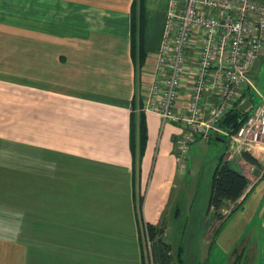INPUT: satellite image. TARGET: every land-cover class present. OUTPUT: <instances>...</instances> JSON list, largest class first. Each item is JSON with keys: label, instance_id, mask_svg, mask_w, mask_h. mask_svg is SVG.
Returning <instances> with one entry per match:
<instances>
[{"label": "crops", "instance_id": "0c3cea01", "mask_svg": "<svg viewBox=\"0 0 264 264\" xmlns=\"http://www.w3.org/2000/svg\"><path fill=\"white\" fill-rule=\"evenodd\" d=\"M144 1L147 56L138 67L130 32L135 0H0V84L19 87L27 102H36L39 161L54 153L73 164L62 173L58 160L48 163L39 176L47 185L72 174L76 196L72 203L56 193L53 201L39 199L48 214L36 231V264H144L140 199L144 220L165 228L171 257L183 256L168 241L182 192L176 157L183 127L141 109L169 0ZM140 118L147 127L142 153L134 149ZM227 150L231 166H251L254 174L243 159L229 161ZM262 154H252L263 168L259 180ZM249 181L245 194L257 183ZM28 258L23 243L0 239V264H28Z\"/></svg>", "mask_w": 264, "mask_h": 264}, {"label": "rangeland", "instance_id": "374dc122", "mask_svg": "<svg viewBox=\"0 0 264 264\" xmlns=\"http://www.w3.org/2000/svg\"><path fill=\"white\" fill-rule=\"evenodd\" d=\"M251 78L255 93L252 89L246 93L253 92L252 101L257 106L262 105L264 56L256 61ZM0 85V239L23 243L28 251V264H36V231L48 214L47 206L40 205L39 199L44 201L43 197H51L53 201L56 193L62 201L72 203L76 196L72 190L73 178L71 174L60 184L51 179L47 185L43 184L39 177L43 169L61 157L50 153V160L43 155L45 157L39 161L36 102H27L19 87L12 86L9 90L5 84ZM212 136L210 143L196 140L188 148L185 170L181 172L179 206L171 212L168 241L175 252L181 248L186 264H264V179L259 180L263 168L253 167V174L251 166L244 171L242 165H232L257 183H253L243 201L225 202L219 210L209 208L214 171L226 148L225 143ZM58 161L62 173H66L65 169L72 170L69 159ZM52 176L55 177V173ZM36 178L40 180L37 187Z\"/></svg>", "mask_w": 264, "mask_h": 264}, {"label": "built area", "instance_id": "2783aa9c", "mask_svg": "<svg viewBox=\"0 0 264 264\" xmlns=\"http://www.w3.org/2000/svg\"><path fill=\"white\" fill-rule=\"evenodd\" d=\"M168 6L141 109L182 125L178 169L185 170L190 145L208 142L212 132L229 138V161L264 153V101L251 103L235 133L219 124L254 91L250 73L264 56V0H169ZM139 228L144 264H157L144 219Z\"/></svg>", "mask_w": 264, "mask_h": 264}, {"label": "trees", "instance_id": "16d2710c", "mask_svg": "<svg viewBox=\"0 0 264 264\" xmlns=\"http://www.w3.org/2000/svg\"><path fill=\"white\" fill-rule=\"evenodd\" d=\"M145 1L144 0H135L132 13H131V33H132V44H134L135 55L134 59L136 60V65L141 67L144 65L146 60V51H145V34H146V26L147 20L146 18V9H145ZM251 93H245V99H249L251 102L252 96ZM143 105H141V108ZM249 117V112H241L240 109H232L226 114V116L222 119L219 123L221 127L225 128L226 130L230 129L235 122L239 121V123L246 121ZM239 126V125H238ZM139 138L137 144L134 142V149L138 147V151L140 153L143 152L147 142V127L144 118H140L139 120ZM237 128L232 132L235 133ZM231 133V134H232ZM219 141L225 142L226 149L229 145V138L215 135ZM226 153L224 152L221 157L219 158V165L217 166L216 170L214 171L213 175V182L212 184V195L210 199V207L216 210L221 209L225 202H237L240 199L242 201L247 197V194L244 196V193L248 189L250 184L249 179L240 171H236L232 168L230 163L225 160ZM246 163L260 166V163L256 158H253L251 154L244 152L241 157ZM137 207V216H138V224L141 225L143 222V202L140 199L138 201ZM148 225V231L150 234V238L153 241V249H154V258L156 259L157 264H184V261L181 257V254H177L176 258L171 257L170 250L171 247L169 243L166 241L164 237L165 228L162 227L158 229L153 225ZM141 242V241H140ZM142 247V245H141ZM143 249V247H142ZM143 255V251H142Z\"/></svg>", "mask_w": 264, "mask_h": 264}, {"label": "water", "instance_id": "95a60500", "mask_svg": "<svg viewBox=\"0 0 264 264\" xmlns=\"http://www.w3.org/2000/svg\"><path fill=\"white\" fill-rule=\"evenodd\" d=\"M250 105H251V101H250L249 99H246V100L242 103V105H241V107H240V111H241V112H245V110H247L248 107H249ZM239 121H240V120H239ZM239 121L235 122V124L231 126V128L229 129V132H230V133H232V132L237 128V126L240 124Z\"/></svg>", "mask_w": 264, "mask_h": 264}, {"label": "flooded vegetation", "instance_id": "af4514ba", "mask_svg": "<svg viewBox=\"0 0 264 264\" xmlns=\"http://www.w3.org/2000/svg\"><path fill=\"white\" fill-rule=\"evenodd\" d=\"M263 58V57H262ZM252 104H255V102H251Z\"/></svg>", "mask_w": 264, "mask_h": 264}]
</instances>
